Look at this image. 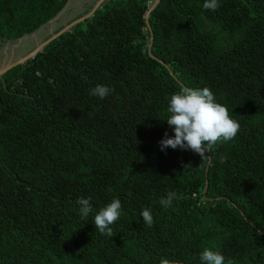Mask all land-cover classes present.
<instances>
[{"label": "trees", "instance_id": "16d2710c", "mask_svg": "<svg viewBox=\"0 0 264 264\" xmlns=\"http://www.w3.org/2000/svg\"><path fill=\"white\" fill-rule=\"evenodd\" d=\"M67 1L0 0V43ZM151 3L107 0L0 75V264H201L205 247L264 264V0H158L146 22ZM183 86L210 88L240 125L202 160L160 149ZM114 198L108 237L94 215Z\"/></svg>", "mask_w": 264, "mask_h": 264}, {"label": "clouds", "instance_id": "9594fccd", "mask_svg": "<svg viewBox=\"0 0 264 264\" xmlns=\"http://www.w3.org/2000/svg\"><path fill=\"white\" fill-rule=\"evenodd\" d=\"M206 11H215L219 7L218 0H204L202 5ZM113 89L97 84L90 94L101 99L109 95ZM167 125L174 135L167 132L159 142L160 149L180 148L198 154L202 159L217 146L235 139L239 132V123L232 119L228 109L216 101L214 93L208 87L196 88L183 86L173 93L168 101ZM175 193L169 192L159 203L164 208L171 206ZM91 198H78L79 215L87 218L93 211ZM121 202L114 198L110 203L100 208L94 215L95 229L102 235L114 236L113 225L121 216ZM144 224L151 227L153 217L149 209L141 211ZM260 234V233H259ZM201 264H225V257L219 251L205 247L199 254ZM160 264H178V262L161 258ZM231 264V261L228 262Z\"/></svg>", "mask_w": 264, "mask_h": 264}, {"label": "rangeland", "instance_id": "374dc122", "mask_svg": "<svg viewBox=\"0 0 264 264\" xmlns=\"http://www.w3.org/2000/svg\"><path fill=\"white\" fill-rule=\"evenodd\" d=\"M97 2L98 0H68L65 7L63 6L54 18L43 23L34 32L0 43V68L6 64L23 60L52 34L66 27L73 20L90 14Z\"/></svg>", "mask_w": 264, "mask_h": 264}, {"label": "water", "instance_id": "95a60500", "mask_svg": "<svg viewBox=\"0 0 264 264\" xmlns=\"http://www.w3.org/2000/svg\"><path fill=\"white\" fill-rule=\"evenodd\" d=\"M107 0H98L97 4L94 6V8L91 9V12L90 14H86L78 19H75L73 20L72 22H70L66 27H63L61 30L57 31L56 33L52 34L50 37H48L45 41L41 42L39 45H38V48L31 51L30 54L26 55L24 57L23 60H18V61H15V62H12V63H9V64H6L4 65L3 67L0 68V75L5 72L7 69H9L10 67L12 66H15L17 64H20L22 62H24L26 59H29V58H32L38 51L41 50V48L46 44L48 43L51 39L55 38L57 35H59L60 33H62L63 31L65 30H68L70 27H72L75 23L83 20L84 18L90 16L97 8H99L104 2H106ZM158 0H153L151 5L148 7L147 11L145 12L144 14V19L146 21L147 17H148V13L150 10H152L156 4H157ZM147 22V21H146Z\"/></svg>", "mask_w": 264, "mask_h": 264}, {"label": "crops", "instance_id": "0c3cea01", "mask_svg": "<svg viewBox=\"0 0 264 264\" xmlns=\"http://www.w3.org/2000/svg\"><path fill=\"white\" fill-rule=\"evenodd\" d=\"M66 4H67V3H66ZM66 4H65V5H66ZM64 7H65V6H64Z\"/></svg>", "mask_w": 264, "mask_h": 264}]
</instances>
